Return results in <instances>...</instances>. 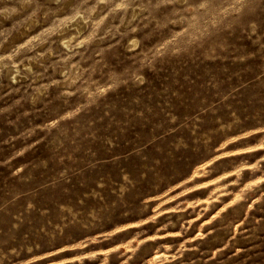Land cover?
<instances>
[{
    "label": "rangeland",
    "instance_id": "374dc122",
    "mask_svg": "<svg viewBox=\"0 0 264 264\" xmlns=\"http://www.w3.org/2000/svg\"><path fill=\"white\" fill-rule=\"evenodd\" d=\"M0 264H264V0H0Z\"/></svg>",
    "mask_w": 264,
    "mask_h": 264
},
{
    "label": "bare ground",
    "instance_id": "6f19581e",
    "mask_svg": "<svg viewBox=\"0 0 264 264\" xmlns=\"http://www.w3.org/2000/svg\"><path fill=\"white\" fill-rule=\"evenodd\" d=\"M81 17V16H80ZM74 18V17H73ZM83 21V20H82ZM72 22V21H71ZM73 24V23H72ZM73 26V25H72ZM66 27V26H65ZM75 27V26H74ZM72 28V27H71ZM77 30H80V28H78L77 26L75 27ZM64 32V31H63ZM77 33V32H76ZM70 39H71V37H70ZM132 40V39H131ZM132 42V44H135V41L133 40V41H131ZM69 38L66 40V41H64V45L66 46V47H69ZM137 44V43H136ZM64 46V47H65ZM14 71V70H13Z\"/></svg>",
    "mask_w": 264,
    "mask_h": 264
}]
</instances>
